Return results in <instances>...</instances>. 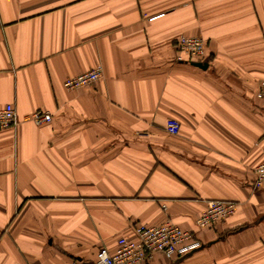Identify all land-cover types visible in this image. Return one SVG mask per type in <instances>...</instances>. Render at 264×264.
<instances>
[{
  "label": "crops",
  "instance_id": "obj_1",
  "mask_svg": "<svg viewBox=\"0 0 264 264\" xmlns=\"http://www.w3.org/2000/svg\"><path fill=\"white\" fill-rule=\"evenodd\" d=\"M181 35L205 40L201 60ZM261 81L264 0H0V108L19 120L0 130V264H93L165 221L202 246L144 264H264ZM36 110L51 122L26 121ZM207 201L237 207L200 229Z\"/></svg>",
  "mask_w": 264,
  "mask_h": 264
},
{
  "label": "built area",
  "instance_id": "obj_2",
  "mask_svg": "<svg viewBox=\"0 0 264 264\" xmlns=\"http://www.w3.org/2000/svg\"><path fill=\"white\" fill-rule=\"evenodd\" d=\"M176 48L179 54L186 57L187 61L201 60L205 53V40L200 37H188L181 35L176 40ZM181 60V57H178ZM102 76L99 65L94 68L66 79L63 87L66 90H77L88 87L98 81ZM256 99L264 106V81L258 83L255 93ZM36 126L51 122V114L47 111L36 110L25 118ZM19 120L14 107L7 104L0 108V130L14 127ZM179 123L174 119H168L165 123V131L176 135ZM253 178L251 187L253 190L264 188V162L252 168ZM237 205L232 202L207 201L205 209L195 220V225L200 228H208L222 222L231 216ZM134 239L127 240L119 238L113 252L105 247H100L94 258L93 264H144L155 254L162 253L167 258L182 257L199 248L202 243L195 234L183 230L170 221H165L157 226H146L142 224L133 225ZM68 264H83L72 260Z\"/></svg>",
  "mask_w": 264,
  "mask_h": 264
},
{
  "label": "water",
  "instance_id": "obj_3",
  "mask_svg": "<svg viewBox=\"0 0 264 264\" xmlns=\"http://www.w3.org/2000/svg\"><path fill=\"white\" fill-rule=\"evenodd\" d=\"M193 66L198 67L200 69H205L207 67L206 63H201V62H193L191 63Z\"/></svg>",
  "mask_w": 264,
  "mask_h": 264
}]
</instances>
